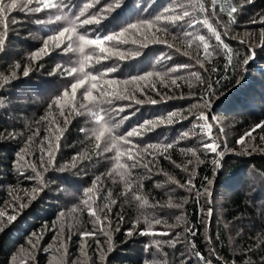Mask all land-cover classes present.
<instances>
[{
  "label": "trees",
  "instance_id": "1",
  "mask_svg": "<svg viewBox=\"0 0 264 264\" xmlns=\"http://www.w3.org/2000/svg\"><path fill=\"white\" fill-rule=\"evenodd\" d=\"M87 2L65 0L68 4L65 12L70 8V14H78ZM110 2L113 0H101L90 12ZM118 2L121 7L108 14L99 25H85L79 30H94L100 34L119 32L130 23L154 19L165 13V9H169L165 14L172 15L175 0ZM202 2L227 50L202 23L188 29L191 36L173 39L180 25L187 23L186 18L177 22V27L167 25L168 34L156 32L157 36L173 44L172 49L151 42L146 48L139 44H123L118 46L120 50L133 53L139 50V55L123 60L113 56L87 69L95 73L97 69L103 71L105 67H115L116 70L107 73L105 79L120 81L148 72H168L163 82L155 75L146 82H139L140 90H133L129 85L130 97L114 99L111 105L124 109L119 115L114 114V123L127 117L116 129L117 135L141 128L146 121L166 118L173 112L178 114L173 123L159 124L144 130L141 136L130 138L140 146L173 143V148L165 153L170 159L156 156L155 166L150 165L151 172L142 167L131 169L132 190L127 193L119 176L107 175L114 166L111 159L114 152L96 154L90 132L93 123L86 112L78 114L85 111L79 107L84 102L83 89L77 92L74 101L65 98L62 102L67 124L55 105L49 108L72 80L62 75L57 66H77L79 53L50 47L47 54L33 59L32 54L43 47V40L60 25L35 23L36 19H46L47 12L34 14L17 8L7 14V39L4 51L0 52V210L13 214V206L20 203L26 206L16 211L18 219L11 225H0L3 226L0 264H50L53 249L60 248L57 241L62 238L68 241L66 264H82V248L93 258L89 264H264V140L261 139L264 128L253 132L254 138L246 139L248 145L237 143L255 125L264 124V0H216L215 7L211 0ZM231 6L237 8L232 17L234 23L227 15ZM193 17L202 21L205 14L197 10ZM216 17L225 27L216 23ZM199 35H204L210 45L208 59H205L202 46L198 47L199 41L193 39ZM188 40H193L191 47L187 46ZM185 52L189 55H184ZM166 55L171 59H162ZM190 56L199 58L204 68ZM248 57L251 58L245 66L243 61ZM177 65L192 67L169 71ZM25 71L28 75H24ZM4 77L8 78L7 83H4ZM172 79H177L178 86L171 84ZM201 97L210 98L209 107H204ZM136 100L141 102L137 104ZM150 100L157 102L152 104ZM196 104L200 107L195 108ZM201 111L208 113L213 138L224 151L221 169L214 164L216 155L200 147L204 136L198 127L194 129V125L198 123L195 116ZM42 117L46 119L42 120ZM50 126L63 129V132L52 165L47 166V171L41 170L43 190L33 193L40 181L24 178L35 173L28 164L16 163L18 153L28 147V163L35 162L39 169L41 140ZM37 129L39 135L34 136ZM225 130L230 131V145L226 143ZM193 131L195 135H192ZM184 133H189L190 138H182ZM29 137L32 142L26 144ZM104 143L101 141V148ZM187 148L197 150L198 160L184 151ZM74 156L78 161L72 167ZM143 159L147 162L152 157L145 155ZM189 160L192 164H188ZM176 164H187L188 171ZM192 173H195L192 182L196 187L189 192L176 182L186 183ZM96 176L102 181L96 204H110L111 211L105 209L101 213L102 218L107 215L106 225L110 222V226H106L107 235L97 231L94 237L81 239V232L93 230L82 201L85 190L91 187ZM209 180L212 181L210 185ZM205 188L209 189L210 195L204 193ZM197 190L201 193L198 197ZM33 195L34 199L31 198ZM136 196L147 199L148 204L140 207L141 201L135 199ZM74 208L77 211L73 212ZM146 219L162 220V224H154L150 231H168L169 235H141L148 231ZM187 229L196 234L192 235ZM33 233L41 238L36 240ZM29 240L35 244L34 248ZM39 240L42 243L36 247ZM157 240L161 242L159 248L154 243ZM169 241H175L174 246ZM20 252L24 253L21 257ZM196 252L203 259H199ZM57 253L59 257L62 255Z\"/></svg>",
  "mask_w": 264,
  "mask_h": 264
},
{
  "label": "snow or ice",
  "instance_id": "2",
  "mask_svg": "<svg viewBox=\"0 0 264 264\" xmlns=\"http://www.w3.org/2000/svg\"><path fill=\"white\" fill-rule=\"evenodd\" d=\"M250 2V0H249ZM101 3V0H88L79 11L78 14H70L71 9L69 8L68 12H65V8H68V4L65 3V0H0V52H3L5 49L7 32H8V16L7 14L11 12L13 9L20 8L21 10L26 11L27 13L39 14L41 12H47L48 16L46 19H36L35 23L40 25H50V24H58L59 27L53 29V34L48 35L43 40V47H41L37 52L32 54V58H40L43 55L47 54L49 48H60L62 51L68 52H78L80 58L76 61L77 66H70L67 68H62L61 66H57L58 70L61 71L62 75H66L67 77H71L72 80L69 84V87L65 89L63 95L57 97L52 104L49 105L51 109L53 105H55L59 109V115L64 116V123H68L67 116H65L63 108L64 104L62 103L65 98H70L73 101L76 98V94L79 90L83 89L82 97L83 103H80L79 107L84 109V112H78L80 115H84L85 112L90 117V120L93 123V127L90 129L91 136L94 138V148L97 150V155H102L107 152H114V156L111 159L114 160L113 168L107 173L110 177L119 176L120 180L125 185V193L132 190V182H131V169H135L138 167H142L146 169L148 172H151V167L155 166L156 156L163 155L165 159H170V157L166 156L165 153L171 148H173V143H161V144H147V145H137L130 138L141 136L144 130H151L155 126L159 124H171L174 122V118L178 115L173 112L170 113L166 118H161L155 121H146L145 124L141 128H134L131 131H127L126 134H116V129L120 126V123L123 122L127 117H122L119 123H114V114L119 115V113L123 112V108H114L111 107L114 99H127L130 97V93L128 92V86L132 85L133 90H140L139 82L147 81L149 78L159 77L161 82L168 76V72L164 73H153L148 72L143 76H135L130 80H116V79H105L107 73L115 71V67H105L103 71L97 69L95 73L91 71H87L88 68L95 67L96 64H99L102 60L111 59L113 56L118 57L123 60L131 55H139V50L136 52H125L120 50L119 45L123 44H139L141 48H146L149 42L154 44H165L169 49L173 48V44L169 43L166 39L161 36H157L156 32H161L168 34L169 29L167 25H171L172 27H177V22L185 21L187 18V23L180 25L177 29V33L173 35V39L188 37L191 36L192 33L188 31L189 28H194L197 23H202L206 26L209 31L215 36L216 41H218L221 45H223V41L221 39L220 32L210 23V20L206 13L208 9H206L205 4L202 0H175V3L171 9L173 12L172 15H167L169 9H165V13L155 17L151 20H141L135 23H130L127 27L123 28L119 32H115L112 34H100L95 32L94 30H85L81 32L79 29L83 28L85 25L96 24L99 25L102 20L107 18V15L111 12L115 11L117 8L121 7L118 0H113V2L106 3L101 8L96 11L90 12L91 9L96 8L97 5ZM213 7L216 5V0H211ZM35 5V6H32ZM180 9V11H176V9ZM199 11L202 14H205V18L202 21H197L193 17V13L195 11ZM237 12V8L235 6H231L227 10V15L229 16L231 22H235L232 19L233 14ZM216 23L220 24L221 27H225L220 21L219 17H216ZM183 29L182 31L180 29ZM155 30V31H153ZM226 34V33H225ZM194 40L199 41V46H202L203 51L205 53V59L210 57L211 53L209 51L210 45L206 41L204 35H199L193 38ZM193 40L187 41V46L191 47ZM243 43V41H241ZM264 44V41H262ZM227 50V45H223ZM176 51L179 52L180 49L176 48ZM184 55H189V53L185 52ZM171 59L170 56L162 57ZM190 59H194L195 63L198 64L201 68H204V63L197 57H189ZM251 57L245 58L243 64L246 66L249 63V59ZM231 59V55L229 53V61ZM16 67H19L17 65ZM192 67V65H177L175 68L170 69L169 71H177L182 68ZM215 71V69H213ZM24 75H28V72L25 71ZM193 75H196L193 73ZM197 79L199 77L197 76ZM4 83L8 82V78H3ZM171 84L177 85V79H172ZM178 86V85H177ZM210 87V86H209ZM154 90V85H153ZM211 93H209V96ZM203 100L204 107H209L211 104L210 98L201 97ZM141 101L136 100V103L139 104ZM152 104H155L156 100L149 101ZM108 105V107H105ZM195 115V114H193ZM186 118V117H185ZM46 119L45 117L41 118ZM197 124L194 125V129L199 127L200 133L203 134L204 139L200 143V147L205 152H210L216 154L217 157L223 156V151L220 149V145L213 138L212 135V125L208 122V114L206 112L201 111L199 115L195 116ZM264 128V124H257L250 131L246 132L244 136H242L237 143L241 145H245L246 139L254 138L252 133L257 129ZM46 137L42 138L41 146H40V156H39V169L35 162L28 163L27 156L29 154L30 149L25 147L18 153V159L16 163L24 162L28 164L31 168L32 172L35 173L34 176H25L26 180H38L40 181V186L34 188L32 190L33 193H38L43 190L42 183L43 178L41 175V170L47 171V166L52 165L54 161V151L58 149V141L61 138V134L63 129L58 127H49L45 129ZM34 136L39 135V129L33 134ZM192 135H195L193 131ZM182 138H190L189 133H184ZM264 140V136L261 137ZM47 141L45 143L44 141ZM101 141H104V147L101 148ZM32 142V137H29V140L26 144H30ZM187 153H191L193 157H197V150L195 148H187L184 150ZM87 156V153L84 154ZM147 155L152 157V159L147 162L144 161L143 157ZM90 158V157H89ZM124 158V159H122ZM78 161V157H73L72 167L76 166ZM130 161V163H128ZM173 163H175L173 161ZM219 160H215L214 164L219 167ZM188 164H192V160L188 161ZM176 167L182 168L183 171H188V166L176 164ZM23 175V172L20 173ZM195 173H192L191 177L184 184H179L176 182L180 188L187 189L189 192H192L195 189V185L192 182V177H194ZM171 180L172 178L169 177ZM115 182V181H114ZM212 183L211 180L208 181L210 185ZM102 187V181L100 176H96L92 181L91 187L87 188L84 192L85 199L82 201L84 206V210H87L89 217L93 223L92 231H83L80 233L81 239L87 237H94L97 231L103 232L107 235L106 226H110V222L106 225L108 221L107 215L101 217V213L105 212L107 209L109 212L111 211L110 204L104 203L103 205H97L96 199L99 196L100 188ZM204 193L210 195V191L208 188L204 189ZM201 193L197 190V197ZM25 195H28V192L25 190ZM31 198H35L33 195ZM14 199H18L14 197ZM135 199L141 201L140 207H144L148 204L147 199H144L141 196H136ZM211 201L209 200V203ZM110 203L114 204L115 201H110ZM26 204L20 203L18 205L13 206V214H9L7 210H0V225H11L18 219L16 211L25 207ZM176 207H181V205H175ZM7 207V206H6ZM77 211V209H73V212ZM64 214L61 213V216ZM208 215H211V209H209ZM178 219H182L178 218ZM147 229L148 231L141 232V235H160L167 236L169 235L168 231L161 232H153L150 231L153 228V225L162 224L163 221L160 219H156L155 221L151 219H146ZM167 227H173L168 225ZM0 231H3V226H0ZM187 231L191 232L192 235L196 233L191 229H187ZM131 235V232L128 233ZM179 234H177L178 236ZM33 238L36 240L41 237L33 233ZM155 245L159 248L161 242L159 240L154 241ZM174 246L175 241H169ZM29 244L32 247H35V244L32 240H29ZM97 245L99 247V241H97ZM194 247V245H193ZM111 251V248L108 249ZM57 252H61L62 255L60 259L56 262V264H63V255L66 254L67 249L65 247V242L61 241L60 248L56 250ZM82 254L86 257V253H84L82 248ZM195 255L199 259H203L199 252H196ZM101 259L104 258L103 251L100 252Z\"/></svg>",
  "mask_w": 264,
  "mask_h": 264
},
{
  "label": "rangeland",
  "instance_id": "3",
  "mask_svg": "<svg viewBox=\"0 0 264 264\" xmlns=\"http://www.w3.org/2000/svg\"><path fill=\"white\" fill-rule=\"evenodd\" d=\"M200 107V105L199 104H196L195 105V108H199ZM197 111H199V110H197ZM208 114V113H207ZM197 115H199V114H197ZM209 115H212L210 112H209ZM209 117V116H208ZM208 122L209 123H211L210 121H209V119H208ZM212 125V124H211ZM197 128V127H196ZM197 130H200L199 129V127L197 128ZM212 135H213V126H212ZM224 136H225V138H226V143H227V145H230V144H232V138H231V134H230V131L229 130H225V133H224ZM217 141V140H216ZM252 141V140H251ZM249 143L248 142H245V145H243V146H246V145H248ZM237 145H239V144H237ZM221 147V146H220ZM221 149V148H220ZM224 152V151H223ZM212 154H214V153H212ZM214 155H216V154H214ZM217 157V156H216ZM217 159L219 160V162H220V160H221V157H217ZM216 160V159H215ZM219 169H221V163H219V167H218ZM211 199V198H210ZM211 216V215H210ZM210 216H209V218H210ZM61 241H63V242H65V247L67 246V242L64 240V238H62V239H59L57 242H58V244H59V246H60V243H61ZM42 242L39 240V241H37L36 242V247H38V246H40L39 244H41ZM57 244V245H58ZM38 245V246H37ZM53 250H55L54 252H52L53 253V255L52 256H54L53 257V259H52V261L50 262V264H56V262L60 259V257H59V255H58V253L56 252V247L53 249ZM84 251V253H86V257L83 255V254H81L80 256L82 257V259L83 260H81L80 261V263L82 262V264H89V263H91L92 261H93V258H92V256H91V254H87V251L86 250H83ZM23 252H20L19 253V256L21 257L23 254H22ZM16 257L15 258V263L17 262V260H18V258H20V257ZM25 256V255H24ZM25 257H27V256H25ZM67 259H68V256H66V254H65V256H64V260H63V264H66V262H67Z\"/></svg>",
  "mask_w": 264,
  "mask_h": 264
},
{
  "label": "water",
  "instance_id": "4",
  "mask_svg": "<svg viewBox=\"0 0 264 264\" xmlns=\"http://www.w3.org/2000/svg\"><path fill=\"white\" fill-rule=\"evenodd\" d=\"M211 198V197H210Z\"/></svg>",
  "mask_w": 264,
  "mask_h": 264
}]
</instances>
